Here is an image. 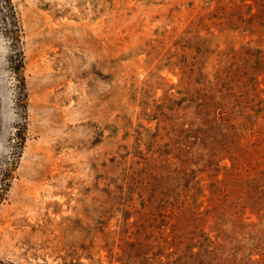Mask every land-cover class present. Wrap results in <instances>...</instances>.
Instances as JSON below:
<instances>
[{
    "label": "rangeland",
    "instance_id": "obj_1",
    "mask_svg": "<svg viewBox=\"0 0 264 264\" xmlns=\"http://www.w3.org/2000/svg\"><path fill=\"white\" fill-rule=\"evenodd\" d=\"M0 264H264V0H0Z\"/></svg>",
    "mask_w": 264,
    "mask_h": 264
},
{
    "label": "trees",
    "instance_id": "obj_2",
    "mask_svg": "<svg viewBox=\"0 0 264 264\" xmlns=\"http://www.w3.org/2000/svg\"><path fill=\"white\" fill-rule=\"evenodd\" d=\"M6 6L9 7L8 4H6Z\"/></svg>",
    "mask_w": 264,
    "mask_h": 264
}]
</instances>
